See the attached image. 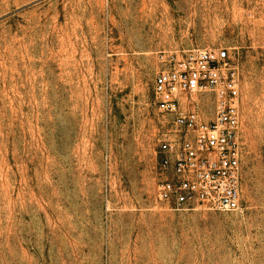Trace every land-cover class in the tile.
Wrapping results in <instances>:
<instances>
[{"label":"rangeland","instance_id":"rangeland-1","mask_svg":"<svg viewBox=\"0 0 264 264\" xmlns=\"http://www.w3.org/2000/svg\"><path fill=\"white\" fill-rule=\"evenodd\" d=\"M263 12L0 0V264H264ZM221 49L241 71L244 206L175 211L157 196L155 71L162 55Z\"/></svg>","mask_w":264,"mask_h":264},{"label":"built area","instance_id":"built-area-1","mask_svg":"<svg viewBox=\"0 0 264 264\" xmlns=\"http://www.w3.org/2000/svg\"><path fill=\"white\" fill-rule=\"evenodd\" d=\"M159 62L152 88L164 130L159 202L175 211L238 213L245 184L238 63L228 49L165 54Z\"/></svg>","mask_w":264,"mask_h":264}]
</instances>
